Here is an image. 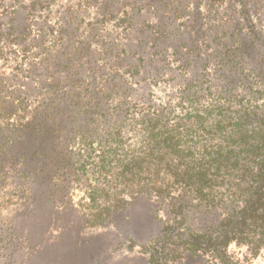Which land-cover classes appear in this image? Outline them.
Instances as JSON below:
<instances>
[{"label":"trees","instance_id":"obj_1","mask_svg":"<svg viewBox=\"0 0 264 264\" xmlns=\"http://www.w3.org/2000/svg\"><path fill=\"white\" fill-rule=\"evenodd\" d=\"M194 1L209 6L201 35L211 50L191 46L183 59L172 48L185 79L159 98L150 87L161 73L138 52L118 54L97 41L96 52L80 45L41 54L43 37L25 45L24 30L11 26V41L1 34L22 45L26 61L16 65L19 78L0 79V198H15L2 217L72 210L78 191L91 211L87 222L101 226L143 199L161 224L144 243L128 241L129 254L145 264H242L231 248L253 259L264 253V32L248 0ZM164 33L154 39L161 46ZM6 49L0 45V54ZM132 62L128 77L118 74Z\"/></svg>","mask_w":264,"mask_h":264},{"label":"rangeland","instance_id":"obj_2","mask_svg":"<svg viewBox=\"0 0 264 264\" xmlns=\"http://www.w3.org/2000/svg\"><path fill=\"white\" fill-rule=\"evenodd\" d=\"M134 1L138 6L133 4ZM106 3L108 7L101 9ZM197 3L194 0H0V45L7 46L4 54H0V79L19 78V73H15L16 65L25 61L20 56L22 45L6 44L1 34H6L11 41L14 31L18 33L24 30L27 34L25 45L32 39L40 41L43 37L46 40L41 54H53L61 47L63 52L66 46L71 49L80 45L86 51L96 52L97 41H103L102 46L118 54L138 52L136 57L142 61L141 64L147 62L152 69L150 71L161 73L159 86L150 87V90L156 98L164 97L170 94V86L185 79L179 76L183 72L180 70L182 61L172 56L171 49L177 47L184 55L183 59L191 46L200 48L201 53L211 50L207 37L201 35L205 33L207 23L202 18L209 6L206 2H201L199 6ZM131 4L136 10L130 9ZM248 4L254 18L257 21L259 18L257 23L264 32V6L261 0H248ZM144 5H147L145 9ZM132 12H138V15L128 21ZM130 22L133 23L131 28L128 27ZM234 22L230 19L228 23L233 25ZM163 32L169 41L161 46L162 40L154 39H160ZM198 36L199 43H196ZM144 50L146 52L143 54ZM151 53H155L153 57ZM165 55L168 57L164 60ZM140 56L146 60L152 59L144 63ZM39 59L42 57H36V63ZM214 63L215 60L208 59L210 71L214 69ZM24 65L22 67L25 68ZM127 65L121 67L118 74L128 77L130 73L127 69H132L130 66L133 62ZM133 89L137 94L141 93V87L133 85ZM82 198V194L75 191L72 210L57 212L42 207L33 218L14 213L9 215L8 221L2 216L13 209L11 205L15 198L1 196L0 264H9L15 259L21 264H145V261L129 254L128 241L144 243L158 234L161 224L153 218L152 206L143 199L135 201L99 226L87 222L91 211ZM159 216L165 219L163 211L159 212ZM52 217L55 219L51 221ZM12 229L18 237L28 240V246L11 238L9 232ZM244 251V248H231L229 254L242 264H264V253L253 259Z\"/></svg>","mask_w":264,"mask_h":264}]
</instances>
